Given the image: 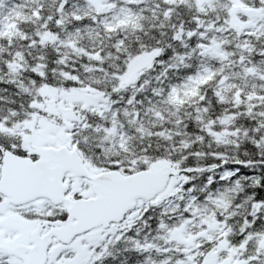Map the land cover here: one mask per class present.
I'll return each mask as SVG.
<instances>
[{
  "label": "snow or ice",
  "instance_id": "snow-or-ice-1",
  "mask_svg": "<svg viewBox=\"0 0 264 264\" xmlns=\"http://www.w3.org/2000/svg\"><path fill=\"white\" fill-rule=\"evenodd\" d=\"M0 264H264V0H0Z\"/></svg>",
  "mask_w": 264,
  "mask_h": 264
}]
</instances>
